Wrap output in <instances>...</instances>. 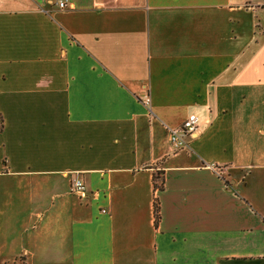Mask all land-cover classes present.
Returning <instances> with one entry per match:
<instances>
[{
  "label": "crops",
  "instance_id": "obj_1",
  "mask_svg": "<svg viewBox=\"0 0 264 264\" xmlns=\"http://www.w3.org/2000/svg\"><path fill=\"white\" fill-rule=\"evenodd\" d=\"M0 121V264H264V0H0Z\"/></svg>",
  "mask_w": 264,
  "mask_h": 264
},
{
  "label": "built area",
  "instance_id": "obj_2",
  "mask_svg": "<svg viewBox=\"0 0 264 264\" xmlns=\"http://www.w3.org/2000/svg\"><path fill=\"white\" fill-rule=\"evenodd\" d=\"M60 7L63 5L60 3ZM149 100H146V104ZM199 130L198 118L194 114L188 115L179 127L168 128L167 129V139L169 147L172 153H178L183 150L188 145V140L194 138ZM207 168L217 177L223 178V168L216 165L210 164ZM71 193L78 199H86L87 195L84 191L83 182L79 178L72 180ZM105 213V211H102Z\"/></svg>",
  "mask_w": 264,
  "mask_h": 264
},
{
  "label": "trees",
  "instance_id": "obj_3",
  "mask_svg": "<svg viewBox=\"0 0 264 264\" xmlns=\"http://www.w3.org/2000/svg\"><path fill=\"white\" fill-rule=\"evenodd\" d=\"M1 122V121H0ZM1 126V124H0ZM155 189L162 190V184L160 183L157 186H154ZM153 217H154V225L156 226L159 221V205L157 201H154L153 203Z\"/></svg>",
  "mask_w": 264,
  "mask_h": 264
}]
</instances>
